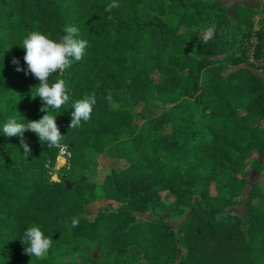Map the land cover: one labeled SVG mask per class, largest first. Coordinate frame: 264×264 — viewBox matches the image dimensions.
<instances>
[{
	"label": "trees",
	"instance_id": "1",
	"mask_svg": "<svg viewBox=\"0 0 264 264\" xmlns=\"http://www.w3.org/2000/svg\"><path fill=\"white\" fill-rule=\"evenodd\" d=\"M11 1L13 25L0 11V264H61L51 250L75 248L83 237L109 251L145 240L156 264H264V196L242 221L223 211L249 197L211 190L222 178L238 188L242 161L264 153V82L238 67L198 85L213 55L245 62L252 35L253 56L264 58L254 9L219 0ZM148 97L155 108L168 105L172 137L133 122V103ZM58 143L68 145L70 167L51 181L44 164H53ZM109 145L126 163L102 184L121 204L89 219L79 207L91 197L81 195L94 190L78 170ZM158 151L184 162L179 183L172 181L176 228L130 213L164 185ZM64 181L73 184L64 189ZM128 263L142 264L136 255Z\"/></svg>",
	"mask_w": 264,
	"mask_h": 264
},
{
	"label": "rangeland",
	"instance_id": "2",
	"mask_svg": "<svg viewBox=\"0 0 264 264\" xmlns=\"http://www.w3.org/2000/svg\"><path fill=\"white\" fill-rule=\"evenodd\" d=\"M231 8L235 5L250 6L254 9V13L251 15L252 27L256 28L259 25H263L264 31V7L262 6V0H219ZM2 9L4 15L8 16L9 24H12L17 20L18 16L16 7L11 0H2ZM233 18V16H231ZM233 22L235 20L233 19ZM242 29V28H241ZM235 38H239V34L235 33ZM245 41V40H244ZM231 42L229 38L228 46ZM255 44V36L252 35L246 43V61L238 65H229L224 61V55L216 54L211 56L212 62L204 67L198 74V85L206 83L210 77H225L228 72L243 67L249 69L251 72L258 75L264 82V58L253 56V46ZM229 49V48H228ZM234 50V46L230 47ZM108 103L112 107H116V103L109 99ZM155 100L148 97L142 104L133 103L131 108L133 122L139 126L142 130L146 129L147 132H151L156 138L163 132H170L172 137V121L167 119L168 113H165L168 105L158 108L154 107ZM155 109H154V108ZM264 126L263 123L260 124ZM178 137L175 136V139ZM63 145L68 150L66 143H58ZM65 148V149H66ZM116 147L109 145L103 151L98 153L94 157L95 165L90 162L83 165L78 172L84 174V178L87 182L92 184L91 196L82 194L81 199L85 197H91L87 200H82L79 211L80 214L91 219L96 214L102 212L105 208L117 209L121 204L116 197H109L106 195L104 185L102 184V178L108 174L111 170H119L122 167L123 162L126 163V159L122 155H117ZM128 147L123 146L121 153H126ZM116 151V152H115ZM161 151V150H160ZM158 151L159 162L165 171V181L163 187H156L157 198L147 200L146 206L142 209H133L130 211L134 221H148V222H164L170 226L176 228L182 221V217H172L171 208L175 203L177 197L172 192V181L179 183V173L184 167L182 161H172V158L166 159L161 152ZM68 157H62L56 151L53 164L44 166L48 170L47 178L51 181H58L57 174H62L61 169L70 167L71 154L68 150ZM256 161L261 165L259 171H256L251 167V164ZM77 172V173H78ZM71 177H75L76 173H71ZM234 175L240 179L238 188L224 184L223 178L215 181L211 190H216L220 195H231L235 198V201H239L243 198L249 197L244 202L235 203L228 208L224 209V213L229 212L236 214L242 221L245 219L247 213V207L249 204L258 205L260 203V197L264 196V153L263 154H251L242 161V166L237 170ZM70 182V181H69ZM74 182V180H73ZM71 181V184H73ZM65 187V186H64ZM64 188V189H66ZM197 191V188H195ZM250 194V196H248ZM91 237V236H90ZM101 239L83 237L75 245V248H71L69 243H64L59 249L51 250L50 254L54 255V260L57 263H65L74 261L77 264H129L128 260L133 255H136L139 262L142 264H156L151 255L144 250L147 242L145 240H139L127 245L123 251L108 250L105 246L100 245ZM47 253L49 252L46 248ZM62 253H58L61 252ZM43 253L39 252V256H43ZM35 258L38 256L34 255Z\"/></svg>",
	"mask_w": 264,
	"mask_h": 264
},
{
	"label": "built area",
	"instance_id": "3",
	"mask_svg": "<svg viewBox=\"0 0 264 264\" xmlns=\"http://www.w3.org/2000/svg\"><path fill=\"white\" fill-rule=\"evenodd\" d=\"M57 146V151L59 153V155H61L62 157H68V150L66 147H64L63 145H59V144H56ZM66 148V149H65Z\"/></svg>",
	"mask_w": 264,
	"mask_h": 264
},
{
	"label": "water",
	"instance_id": "4",
	"mask_svg": "<svg viewBox=\"0 0 264 264\" xmlns=\"http://www.w3.org/2000/svg\"><path fill=\"white\" fill-rule=\"evenodd\" d=\"M64 184H65V187L64 188H66V187L69 186L70 182L69 181H64Z\"/></svg>",
	"mask_w": 264,
	"mask_h": 264
}]
</instances>
